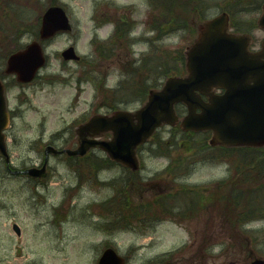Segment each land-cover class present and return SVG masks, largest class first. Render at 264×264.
Instances as JSON below:
<instances>
[{
    "label": "rangeland",
    "instance_id": "374dc122",
    "mask_svg": "<svg viewBox=\"0 0 264 264\" xmlns=\"http://www.w3.org/2000/svg\"><path fill=\"white\" fill-rule=\"evenodd\" d=\"M62 2L69 14L73 30L56 35L45 42L47 63L40 70L41 75L58 74L64 78L69 76L78 65L75 61L63 60L60 51L73 44L81 57L91 54V38L95 34L99 38L107 34L112 24L106 21L127 16V11L132 9L130 6L132 3L136 8L131 15L140 20L137 24L139 26L137 35L144 34L145 38V35H151L153 10L148 0H62ZM202 2L204 7L207 6L204 10L205 17L193 12L186 21L193 30L190 32L191 35L189 36L188 29L185 32L184 29L174 32L169 31L171 27L162 28L160 34L162 38L156 41L155 54L159 50L169 55L173 50L177 52L185 50L196 37L205 18L217 14L226 4V0ZM37 3L34 0L32 2L19 0L15 3L21 7L19 13L27 20V27H30V30L34 29L32 25L41 10ZM253 16L257 18L258 12ZM11 17L12 21L15 16L11 14ZM254 31L256 36L254 46H258L261 32L257 29ZM33 38V33L27 30L21 36V44ZM138 44L136 53L145 49L143 44ZM125 54L126 52H122L118 56L119 59L114 58L113 61L109 60L110 62L102 59L96 62L101 71L110 72L106 81L107 87L114 86L120 78L125 79L126 75H122L118 70L120 66L126 64L122 63ZM140 57L137 56L138 59ZM162 57L165 63L169 62L175 66L179 64L173 58H167L163 54ZM139 63L140 61L137 66H140ZM137 72L144 74L145 68L142 66ZM95 90L97 88L94 85L93 87L79 85L73 80L65 84L59 81L47 82L41 78L35 79L28 86L8 89L6 94L9 108L18 105L23 96L29 99L21 105L22 111L19 116L10 119L6 130L10 137L14 136L11 144L13 150L10 151L14 165L28 163L31 160L29 157L36 156L29 148L40 146L38 138L41 136L43 140H47L52 133L61 128L66 129V137L70 136L72 141L77 143L75 127L73 128L70 123L87 110L92 101L95 102L94 111L98 109L102 99H105V94L98 90L96 96ZM125 95L127 96L126 93ZM106 98L108 99L107 94ZM140 105L139 100H134L127 108L134 110ZM97 112L104 110L100 109ZM167 129L164 127V132H161L163 138L167 137ZM182 151L184 149L176 147L171 155L178 160L181 157L178 154ZM158 152L159 150H155L154 153L143 150L141 157L138 156L141 163L140 173L148 176L147 184L152 185L154 191H167L169 189L163 187H174V184L182 181L186 185L200 189L204 202L209 204L208 200L212 197L210 194L215 195V191H219L215 187L219 185L221 179L226 180L230 175L233 184L238 183L236 180L238 175L230 173L227 163L235 161L234 156L220 157L216 148L199 152V155H184L189 157L187 166H192L190 168L188 166L189 172L185 176L178 178L175 173L171 176L164 173L150 178L167 163L166 158L157 155ZM50 163L55 169L53 168L47 187L36 186V183H32L26 176L9 174L0 165V264H96L101 250L105 247L103 241H112L118 252L126 256L127 264H144L165 253L171 255L164 264H247L255 257L264 259V219L228 228L229 223L224 220L223 215L221 216V212L210 208L212 211L210 213L209 210L205 212L201 209L193 216L189 214L162 216L163 220L154 222L151 226L147 225L153 221H142L145 226L141 229L135 230V225V231H116L109 221L100 215L101 212L105 215L106 210L98 208L99 202L112 195L111 188L105 185H92L90 180L85 181L84 185L72 186L76 181L75 174L57 160V157L52 158ZM117 171L103 169L100 171V177L110 179ZM127 191L130 202L140 199L133 189L129 188ZM260 194L263 196L262 192ZM182 197L186 208L199 207L196 194L185 193ZM173 209L176 211L177 208ZM63 214L66 219L62 218ZM13 222L20 226L19 236L12 230ZM149 229L152 231L148 232ZM138 230L148 233L138 235ZM203 232L206 235V242L202 241Z\"/></svg>",
    "mask_w": 264,
    "mask_h": 264
},
{
    "label": "water",
    "instance_id": "95a60500",
    "mask_svg": "<svg viewBox=\"0 0 264 264\" xmlns=\"http://www.w3.org/2000/svg\"><path fill=\"white\" fill-rule=\"evenodd\" d=\"M258 22L264 28V6ZM227 28L226 12L207 19L186 51L185 76L166 78L163 86L151 90L145 103L135 112L119 110L110 116H93L83 129H91L94 134L109 130L111 139H82L75 150L67 152L82 154L90 146L98 145L115 160L137 168L136 146L162 123L178 121L174 109L178 102H183L187 108L180 120L181 127L185 130H211L212 144L264 145V44L260 52H248L247 37L228 32ZM68 29L70 24L64 9L59 5L47 7L41 16L39 37L44 39L58 30ZM61 54L66 59L78 58L72 46ZM43 63L41 46L33 40L8 56L5 72L15 73L18 81L27 82ZM212 87L224 91L214 93ZM200 94L207 95L208 99L203 100ZM7 123L4 86L0 81V152L5 156L2 131ZM26 172L36 171L33 168ZM13 229L20 234L16 223ZM97 264H123V258L113 248H106ZM249 264H264V261L254 259Z\"/></svg>",
    "mask_w": 264,
    "mask_h": 264
},
{
    "label": "trees",
    "instance_id": "16d2710c",
    "mask_svg": "<svg viewBox=\"0 0 264 264\" xmlns=\"http://www.w3.org/2000/svg\"><path fill=\"white\" fill-rule=\"evenodd\" d=\"M19 0H0V78L4 77L3 64L6 56L12 51L21 48L22 44L20 37L22 34L29 30L25 20L20 17V8L15 4ZM40 3L41 0H34ZM152 8L157 12L152 14V20L156 21L158 26L167 25L173 29H179L178 26L184 25L189 15L197 12L200 16L205 15L204 10L207 6H203L202 0H152ZM264 0H226L223 9L230 13L232 24L238 31H245L250 27L241 26L248 21V17L255 12ZM32 2V0H30ZM57 3V0H44V5ZM177 7L176 11L175 8ZM11 14L15 16L12 19ZM173 20L176 23H173ZM253 23L254 20L249 18ZM183 23V24H180ZM180 24V25H179ZM190 32L193 31L189 27ZM159 34V35H158ZM157 36L159 39L162 37L161 31ZM95 60L104 58L102 52L103 43L96 45ZM159 52L153 59L147 56V59L142 61L145 68L144 74L137 71L140 66H135L132 61L128 59L122 68L126 72L127 80L121 84L120 88L111 90V102L107 103V108L115 109L116 104H128L131 99L116 98L119 91L133 92L138 96V100L143 101L148 89L156 87L162 78L172 74L179 73L182 70L184 56L182 52L172 51L173 58L179 62L178 66L165 63V57L169 54ZM153 59L150 63L149 60ZM94 60V61H95ZM97 61V60H96ZM148 64H151L149 67ZM154 71V73H153ZM135 96V97H136ZM134 97V98H135ZM130 98V97H129ZM178 110L181 107H177ZM159 129L155 132L152 138L144 145L138 147L139 151L147 149L150 151L160 150V152L167 154L169 150L178 148H186L191 152V155H199V152H205L211 147L207 138L209 131L203 132H184L179 126L170 127L167 131V137L163 138ZM221 154L220 157L234 156L235 161L228 163L230 173L238 175L237 184H233V179L229 177L226 180L219 182L220 192L215 191L212 197L208 200L210 203L206 204L204 196L199 192L200 189H195V186H189L183 182L174 184L175 187L171 188L167 194H156L152 185L147 184L148 180L139 177L138 174L129 170L122 173L121 178L114 185V194L104 203L98 204L100 208L106 209L105 218L114 225L113 229L129 230L133 227L138 228L140 223L144 221L141 215H144L148 221H154L156 216L162 217L165 215H187V211L191 215L199 209H214L213 205L217 202L216 209L220 210L221 215L225 221L229 223L228 228H235L236 226L245 225L247 222L264 219V147H235L225 148L217 147ZM96 157V156H92ZM90 163H94L91 161ZM107 164V161H100L96 167ZM177 166L182 164L180 161H175ZM192 167L189 165V168ZM178 169V168H177ZM170 170V169H169ZM168 168L165 171H169ZM187 168H184L183 173ZM185 175V174H181ZM175 177V175H173ZM133 189L140 199L130 202L127 190ZM156 190V189H155ZM263 193V196L260 193ZM185 193H193L197 195L198 205L186 208L182 195ZM174 205V206H173ZM176 207V211H174ZM185 214V215H184ZM180 218V217H178ZM150 225V224H149ZM139 231V230H138ZM140 232V231H139ZM143 233V232H142ZM147 264H154V261L149 260Z\"/></svg>",
    "mask_w": 264,
    "mask_h": 264
},
{
    "label": "flooded vegetation",
    "instance_id": "af4514ba",
    "mask_svg": "<svg viewBox=\"0 0 264 264\" xmlns=\"http://www.w3.org/2000/svg\"><path fill=\"white\" fill-rule=\"evenodd\" d=\"M148 2H149V0H148ZM149 5H150V2H149ZM130 6L132 7V9L130 11H127L128 12L127 16H123L120 18L108 19L110 21V23L112 24L111 30L107 34H105V37H104V48L107 51L108 55L112 54V53H116L117 55L120 56L122 52H126L128 55L137 54L136 53V50H137L136 45L138 43H140L138 40V35H137V28L139 27V26H137V24L140 23V20L139 19L136 20L134 17H132V15L134 13V9L136 8L135 4L132 3V4H130ZM123 8H125V7H123ZM260 32H261V35H260V39L258 38V40L260 42H262L264 40V30H260ZM250 35H251L250 47L251 48L257 47V46H254V38L256 37L255 31L253 30L250 33ZM140 53H141V51L139 52V54ZM92 54H93V50H92L91 56H92ZM91 60L92 59H90V62H91ZM89 65H90V63H89ZM215 91H219V90H215ZM11 113H12V115H14L13 110L11 111ZM83 114L86 115L85 112L82 113L81 115H83ZM76 136H77V142H78L80 135L78 133H76ZM86 136H88V134L81 135V137H86ZM58 148H62V147H58ZM92 151H94V150H92ZM46 152H47V154H46ZM46 152H45V148H44L43 153L41 155H39L38 157H36L37 160L31 159L28 163H26V165L20 167V169H23V168L28 167V166L40 167L44 163H46V170L48 172L45 173V175H46L45 178L49 177L50 170L52 168V165L50 163L51 159L54 157H57V160H60V159H62V158H60L61 155H64L65 157L67 155L65 153H50V149H48ZM52 155H54V156H52ZM69 158L72 159L73 161H75V163L79 160L83 161V160L89 159L87 156H79V157L69 156ZM34 161H37V162H34ZM67 166H69V165H67ZM10 167L13 169H16V166H14L13 164H10ZM74 169L76 171H79L77 164L74 165ZM8 170H10V169H8ZM86 175H88V174H86ZM86 175H84V177ZM114 177L117 178L118 176H114ZM79 178H81V175H78V181H79ZM31 179H33V178H31ZM33 180L40 182V178H34ZM108 180H110V179H108ZM96 181L99 183H104L101 180H99L98 178H96ZM202 235H205L204 232Z\"/></svg>",
    "mask_w": 264,
    "mask_h": 264
},
{
    "label": "bare ground",
    "instance_id": "6f19581e",
    "mask_svg": "<svg viewBox=\"0 0 264 264\" xmlns=\"http://www.w3.org/2000/svg\"><path fill=\"white\" fill-rule=\"evenodd\" d=\"M109 167H111V165L107 163L106 165L101 166L100 168L94 169L93 172H91L90 174L86 175L82 180L84 181V183H85V181L88 182V180H90V182L92 181L91 184L93 185L94 180L96 178L100 177V171L103 170V169H109ZM84 183L83 184H80L79 182L75 181V183L72 184V186H80V185H84ZM90 208H92V207H90ZM62 218H65L66 219V216L64 215ZM59 221H60V218L57 219V223H59ZM147 226H151V225L148 224ZM102 244L105 245V242L103 241Z\"/></svg>",
    "mask_w": 264,
    "mask_h": 264
}]
</instances>
